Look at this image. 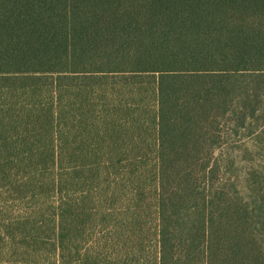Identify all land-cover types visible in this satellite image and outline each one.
I'll return each instance as SVG.
<instances>
[{
	"label": "trees",
	"instance_id": "trees-1",
	"mask_svg": "<svg viewBox=\"0 0 264 264\" xmlns=\"http://www.w3.org/2000/svg\"><path fill=\"white\" fill-rule=\"evenodd\" d=\"M124 193L113 241L75 260L87 201ZM25 196L26 218L0 207V248L264 264V0H0V204Z\"/></svg>",
	"mask_w": 264,
	"mask_h": 264
},
{
	"label": "rangeland",
	"instance_id": "rangeland-1",
	"mask_svg": "<svg viewBox=\"0 0 264 264\" xmlns=\"http://www.w3.org/2000/svg\"><path fill=\"white\" fill-rule=\"evenodd\" d=\"M149 96L146 95L144 98H147ZM145 106L150 102H144ZM149 109V108H148ZM146 150H151L150 142H146L144 145H142ZM215 157L218 161H224L228 165L230 161L233 159H236V161H240L239 159L242 157H245L242 150H236L235 148L230 147H224L215 152ZM251 162H240L238 165L236 164V167L234 170V175H239L240 181H241V187L243 192L245 193L247 191V188L245 186L244 178L246 177V173L248 172L249 168L251 167ZM232 169V168H230ZM229 169V171H230ZM232 170V171H233ZM119 180L122 182L120 183ZM124 180L121 178L114 179L113 177L108 180L106 183L107 186L105 188L112 189L113 187H117V185H125L123 183ZM126 186V185H125ZM245 187V188H244ZM103 187L102 189L105 190ZM152 192H148L145 194V198L142 201L141 207L143 210H145L146 205H152L151 210L153 209V200H152ZM128 198L127 194H121L117 196H111L106 195L104 196L99 203L97 200L87 201L86 205L87 208L90 209L86 213L88 215V223L86 225V230H82L77 236L75 241V246L77 248L76 258L80 259L82 255V251H84L85 247H88L90 245V242L97 241L98 239H101L102 241H113V238L116 235V232L113 231V225L118 223L120 224L122 221L123 216H126L128 214ZM32 199L27 198V196L24 197L21 201L18 200V198H10L6 203L0 204V207L4 210H8V217L13 220H19L21 218H26L28 214L30 213V209H32ZM51 204V203H50ZM99 210L103 213L102 216L104 217L105 221L103 224L98 225L97 221L100 218ZM99 213V215H98ZM7 218V217H4ZM123 225V224H122ZM26 247L30 245V241L26 240ZM1 244V242H0ZM2 244L5 247H10L12 245H9L8 242H2ZM23 252L20 250H17L16 248H0V264H58L57 261H54L53 259L47 258L48 256H41V258H35L33 256H30L29 253L22 254ZM47 255V254H43ZM68 262H74V261H68ZM117 263L119 264H125L126 261L118 260Z\"/></svg>",
	"mask_w": 264,
	"mask_h": 264
}]
</instances>
